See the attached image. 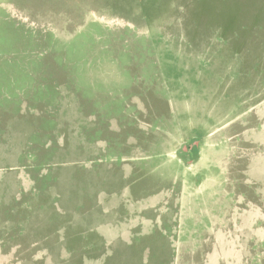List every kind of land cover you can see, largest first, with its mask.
Listing matches in <instances>:
<instances>
[{
  "label": "rangeland",
  "instance_id": "rangeland-1",
  "mask_svg": "<svg viewBox=\"0 0 264 264\" xmlns=\"http://www.w3.org/2000/svg\"><path fill=\"white\" fill-rule=\"evenodd\" d=\"M0 264H264V0H0Z\"/></svg>",
  "mask_w": 264,
  "mask_h": 264
}]
</instances>
